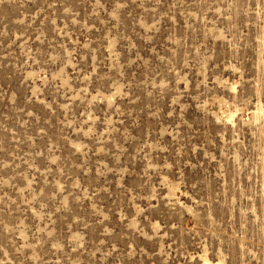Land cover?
Masks as SVG:
<instances>
[{
    "label": "rangeland",
    "instance_id": "374dc122",
    "mask_svg": "<svg viewBox=\"0 0 264 264\" xmlns=\"http://www.w3.org/2000/svg\"><path fill=\"white\" fill-rule=\"evenodd\" d=\"M0 264H264V0H0Z\"/></svg>",
    "mask_w": 264,
    "mask_h": 264
}]
</instances>
